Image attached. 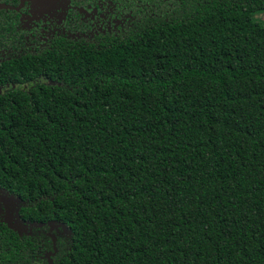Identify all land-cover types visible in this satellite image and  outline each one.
Returning a JSON list of instances; mask_svg holds the SVG:
<instances>
[{"label": "trees", "instance_id": "16d2710c", "mask_svg": "<svg viewBox=\"0 0 264 264\" xmlns=\"http://www.w3.org/2000/svg\"><path fill=\"white\" fill-rule=\"evenodd\" d=\"M103 2L0 13V264H264V0Z\"/></svg>", "mask_w": 264, "mask_h": 264}, {"label": "flooded vegetation", "instance_id": "af4514ba", "mask_svg": "<svg viewBox=\"0 0 264 264\" xmlns=\"http://www.w3.org/2000/svg\"><path fill=\"white\" fill-rule=\"evenodd\" d=\"M102 5L88 6L86 8H77L68 0V6L62 10V19L59 18V7L52 9L44 7L47 12L42 10V7L33 6L32 4L21 0H0V13L3 10L11 11L19 24V27L25 33L21 38L24 48L28 51H34L36 47L45 46L55 35H63L65 32V24L70 11L75 10L83 23L91 28H106L112 25L113 18L110 16L113 12L111 8L106 7V2ZM13 50L11 48H3L0 46V64ZM9 84H0V93L6 90ZM4 207L0 209L3 215L0 214V219H6L11 224L12 206L1 202ZM2 215V216H1ZM4 216V217H3ZM10 216V217H9Z\"/></svg>", "mask_w": 264, "mask_h": 264}, {"label": "rangeland", "instance_id": "374dc122", "mask_svg": "<svg viewBox=\"0 0 264 264\" xmlns=\"http://www.w3.org/2000/svg\"><path fill=\"white\" fill-rule=\"evenodd\" d=\"M21 1L22 2L26 1L30 4H32L33 6H35V8L42 7V10H44L45 12H47V9H45L46 7H49V8L52 7V9L55 7H59V9H60L59 18H61V19L63 16L62 10H64L68 6V0H21ZM257 18L261 19L264 22V14L257 15ZM0 214L3 215V212L0 211ZM10 225L14 229H18V230L20 229L19 223L14 217H12V221H11Z\"/></svg>", "mask_w": 264, "mask_h": 264}, {"label": "water", "instance_id": "95a60500", "mask_svg": "<svg viewBox=\"0 0 264 264\" xmlns=\"http://www.w3.org/2000/svg\"><path fill=\"white\" fill-rule=\"evenodd\" d=\"M14 218L18 221V223H19V220L14 216ZM19 227H20V229L18 230V229H14V228H12L11 227V225H10V228H12L14 231H16V232H18V233H20V231L25 227V226H21V224L19 223Z\"/></svg>", "mask_w": 264, "mask_h": 264}]
</instances>
